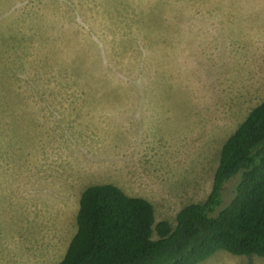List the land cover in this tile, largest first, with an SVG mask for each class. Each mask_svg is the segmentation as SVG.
Listing matches in <instances>:
<instances>
[{
	"label": "rangeland",
	"instance_id": "374dc122",
	"mask_svg": "<svg viewBox=\"0 0 264 264\" xmlns=\"http://www.w3.org/2000/svg\"><path fill=\"white\" fill-rule=\"evenodd\" d=\"M263 98L264 0H0V264L57 260L91 185L174 225Z\"/></svg>",
	"mask_w": 264,
	"mask_h": 264
},
{
	"label": "trees",
	"instance_id": "16d2710c",
	"mask_svg": "<svg viewBox=\"0 0 264 264\" xmlns=\"http://www.w3.org/2000/svg\"><path fill=\"white\" fill-rule=\"evenodd\" d=\"M75 225L56 264H200L219 251L264 258V98L222 144L206 198L182 207L174 225L156 223L148 200L113 184L81 192Z\"/></svg>",
	"mask_w": 264,
	"mask_h": 264
},
{
	"label": "crops",
	"instance_id": "0c3cea01",
	"mask_svg": "<svg viewBox=\"0 0 264 264\" xmlns=\"http://www.w3.org/2000/svg\"><path fill=\"white\" fill-rule=\"evenodd\" d=\"M68 243H69V242H68ZM67 246H68V244L65 246V248L61 249V255L59 256V258H57V260H55V261H54L53 263H51V264H56V263H58V262L62 259L63 255H64V253H65V251H66Z\"/></svg>",
	"mask_w": 264,
	"mask_h": 264
}]
</instances>
